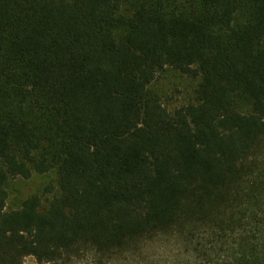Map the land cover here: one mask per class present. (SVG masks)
Segmentation results:
<instances>
[{
  "label": "trees",
  "instance_id": "16d2710c",
  "mask_svg": "<svg viewBox=\"0 0 264 264\" xmlns=\"http://www.w3.org/2000/svg\"><path fill=\"white\" fill-rule=\"evenodd\" d=\"M167 68L191 103L152 89ZM51 172L5 211L10 180ZM175 238L264 264V0H0V264Z\"/></svg>",
  "mask_w": 264,
  "mask_h": 264
},
{
  "label": "rangeland",
  "instance_id": "374dc122",
  "mask_svg": "<svg viewBox=\"0 0 264 264\" xmlns=\"http://www.w3.org/2000/svg\"><path fill=\"white\" fill-rule=\"evenodd\" d=\"M199 79L186 77L176 70L167 68L158 75L152 84V89L162 98L163 103L174 109L191 103L195 98V91ZM56 181L54 172L39 175L33 174L29 179L15 178L10 180L7 192L8 198L5 211L19 209L23 202L30 196L41 195L43 198L44 188ZM128 260H116L114 264H205L203 258L195 252L186 249L185 245L177 238L166 239L147 245L141 249V253L132 254ZM23 264H56L39 263L33 257H27ZM73 264H99L92 257L74 261Z\"/></svg>",
  "mask_w": 264,
  "mask_h": 264
}]
</instances>
